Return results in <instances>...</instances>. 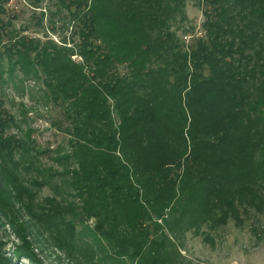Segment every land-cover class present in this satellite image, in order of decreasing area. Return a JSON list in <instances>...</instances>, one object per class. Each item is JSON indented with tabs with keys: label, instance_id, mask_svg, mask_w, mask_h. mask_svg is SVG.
<instances>
[{
	"label": "trees",
	"instance_id": "1",
	"mask_svg": "<svg viewBox=\"0 0 264 264\" xmlns=\"http://www.w3.org/2000/svg\"><path fill=\"white\" fill-rule=\"evenodd\" d=\"M11 1L0 88L32 81L68 136L43 148L27 111L17 119L0 98V224L20 241L15 257L185 264L190 231L261 222L264 0H196L204 34L187 43L188 0H59L71 43L10 29Z\"/></svg>",
	"mask_w": 264,
	"mask_h": 264
},
{
	"label": "rangeland",
	"instance_id": "2",
	"mask_svg": "<svg viewBox=\"0 0 264 264\" xmlns=\"http://www.w3.org/2000/svg\"><path fill=\"white\" fill-rule=\"evenodd\" d=\"M34 1L12 0L7 5L5 18L11 19L13 23L10 29L22 33L23 28H27L23 34L30 37L46 40L48 36L56 43H61L63 39L71 43L75 25L59 0H42L39 8L34 6ZM187 15L189 19L184 25L187 33L184 29L179 31V36L186 43L191 41V37L194 39L204 34L202 25L205 21L203 8L196 0H188ZM76 59L81 60L79 57ZM41 97L40 87L32 81L12 83L4 89L0 88V98L4 99L5 106L17 119H22L23 112L27 111L23 129L31 127L35 130L33 137L39 145L56 150L66 143L68 136L53 125V122L61 121L59 109L44 104ZM13 131L17 133L15 128ZM44 162L52 165L47 157ZM51 194L50 188L42 191L43 197ZM204 230V233L190 231L187 234L181 246L185 264H264V217L261 222L254 224V228L249 225L238 228L231 222L217 231ZM17 244L20 241L13 229L8 224H0L3 256L7 259L11 257V264H33L27 258L14 256ZM36 252L41 264H70L65 256L54 249H37Z\"/></svg>",
	"mask_w": 264,
	"mask_h": 264
}]
</instances>
